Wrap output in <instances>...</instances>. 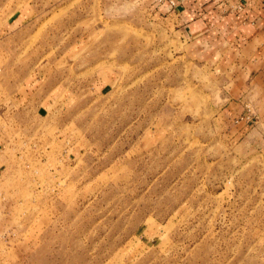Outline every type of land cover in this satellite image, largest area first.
<instances>
[{
	"label": "rangeland",
	"instance_id": "obj_1",
	"mask_svg": "<svg viewBox=\"0 0 264 264\" xmlns=\"http://www.w3.org/2000/svg\"><path fill=\"white\" fill-rule=\"evenodd\" d=\"M163 1L0 0V264H264V94Z\"/></svg>",
	"mask_w": 264,
	"mask_h": 264
},
{
	"label": "crops",
	"instance_id": "obj_2",
	"mask_svg": "<svg viewBox=\"0 0 264 264\" xmlns=\"http://www.w3.org/2000/svg\"><path fill=\"white\" fill-rule=\"evenodd\" d=\"M155 13L179 56L224 72L232 92L264 94V0H164ZM230 98L223 112L233 120L239 103Z\"/></svg>",
	"mask_w": 264,
	"mask_h": 264
},
{
	"label": "built area",
	"instance_id": "obj_3",
	"mask_svg": "<svg viewBox=\"0 0 264 264\" xmlns=\"http://www.w3.org/2000/svg\"><path fill=\"white\" fill-rule=\"evenodd\" d=\"M249 112H246L245 115L243 116V119L245 120V122H249V121H253L252 118V113L250 112V110H248Z\"/></svg>",
	"mask_w": 264,
	"mask_h": 264
}]
</instances>
